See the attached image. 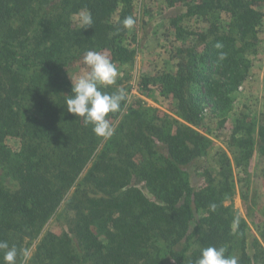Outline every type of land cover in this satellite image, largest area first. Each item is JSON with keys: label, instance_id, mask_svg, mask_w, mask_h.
<instances>
[{"label": "trees", "instance_id": "1", "mask_svg": "<svg viewBox=\"0 0 264 264\" xmlns=\"http://www.w3.org/2000/svg\"><path fill=\"white\" fill-rule=\"evenodd\" d=\"M133 1L0 0V240L17 247L21 264L64 202L73 216L62 232L40 237L31 264H196L209 246L225 247L238 264H264V229L263 245L255 239L249 253L245 222L224 203L235 169L239 182L247 178L255 133L263 162L264 110L255 125L235 115L227 143L234 155L216 152V177L204 167L202 185L194 187L186 169L212 145L206 119L223 127L231 93L250 72L264 0H187L175 20L193 14L201 27L172 21L186 42L176 49L178 61L140 81L142 90L155 87L174 101L172 115L138 100L126 105V98L109 114L115 134L104 141L67 112L66 65L89 50L132 61L122 21L134 19ZM82 9L92 13V28L72 18ZM119 82L101 91L115 92ZM11 136L20 142L14 152L5 142Z\"/></svg>", "mask_w": 264, "mask_h": 264}, {"label": "rangeland", "instance_id": "2", "mask_svg": "<svg viewBox=\"0 0 264 264\" xmlns=\"http://www.w3.org/2000/svg\"><path fill=\"white\" fill-rule=\"evenodd\" d=\"M186 2L187 0L133 1L135 25L122 40L123 45L134 49L133 58L132 61L123 63L113 62L119 73L117 81L120 82L117 86L124 89L126 94V105L138 100L144 105L158 108L161 112L172 115L174 101L162 95L155 87L142 90L140 81L143 76L154 77L162 69L174 68L178 61L176 49L186 42L176 38L177 27L172 24V21L175 22L176 17L186 13ZM260 7L264 11V4ZM191 16V18L182 17L181 20L176 21V25L186 29L187 27H201V22L196 20V15L191 14ZM72 18L77 23L76 15H73ZM224 20L225 16H223ZM259 38L260 41L256 46L257 52L251 56L253 64L250 72L237 90L231 93V107L221 115L226 118L223 127L218 129L216 120L206 119L205 124L211 129L212 145L206 156L194 158L186 167L194 187L202 185L205 178L204 167L209 168L216 177L219 170L217 151H224L231 158L233 157L234 149H231L227 143L235 115H244L245 125L249 123L255 125L260 111L264 110V16ZM97 52L111 59L109 51ZM84 54L85 52L79 54L66 65L68 78H71L70 80L73 82L88 71L83 62ZM148 87H152L151 84ZM110 123L112 122L110 121ZM253 131L256 132L255 126ZM254 139L255 150H253L249 161L247 178L243 182H239L237 179L241 171L235 169V187L224 202L225 205H230L234 213L245 222L243 232L246 236V251L249 253L254 252L253 242L255 239L262 244L261 231L264 229V159L262 162L258 154L260 140L256 133ZM5 142L13 152L20 148L19 139L16 137H7ZM71 216H73V211L67 210L63 202L43 225L37 238L33 239L31 244L26 247L20 261L21 264H31L30 257L35 251L40 237L47 231L62 232Z\"/></svg>", "mask_w": 264, "mask_h": 264}, {"label": "clouds", "instance_id": "3", "mask_svg": "<svg viewBox=\"0 0 264 264\" xmlns=\"http://www.w3.org/2000/svg\"><path fill=\"white\" fill-rule=\"evenodd\" d=\"M77 22L81 29L92 28L94 23L92 13L82 9L76 13ZM135 20L125 17L122 27L131 30ZM215 47L220 48L218 43ZM224 58V54H220ZM83 62L88 71L74 82L71 80V94L65 96V107L68 113L76 118H82L84 124L91 125L93 133L104 141L110 140L115 134V127L109 121V114L118 113L122 103L126 100L124 89L108 93L101 91L116 84L118 69L108 56L95 51H86ZM71 79V78H70ZM216 204L209 205L212 212L216 211ZM234 227L239 226L238 219L233 222ZM0 264H17L18 249L10 246L6 240H0ZM196 264H238L236 256H227L225 247L209 246L201 249V254Z\"/></svg>", "mask_w": 264, "mask_h": 264}]
</instances>
